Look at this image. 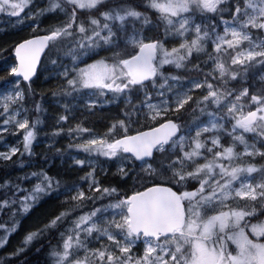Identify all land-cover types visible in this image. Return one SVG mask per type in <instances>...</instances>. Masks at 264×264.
Segmentation results:
<instances>
[{
    "label": "snow or ice",
    "instance_id": "snow-or-ice-1",
    "mask_svg": "<svg viewBox=\"0 0 264 264\" xmlns=\"http://www.w3.org/2000/svg\"><path fill=\"white\" fill-rule=\"evenodd\" d=\"M0 14L31 20L34 30L57 16L47 34L15 46L10 74L30 82L48 50L68 61L59 63L63 96L80 97L89 112L122 101V118L105 132L70 128L83 142L69 147L119 160L120 179L134 181L131 194L122 193L103 186L92 167L82 178L87 190L66 189L74 207L27 233L12 257L57 230L52 264H264V0H46L44 7L0 0ZM16 84L0 94V140L9 128L22 132L23 151H0L4 161L33 154L41 123L28 118L26 93ZM194 90L204 94L194 98ZM135 162L138 173L124 166ZM32 178L31 188L0 184L11 193L0 199V211L13 209L12 227L0 224V249L19 230L17 215L59 191V180L43 170L20 179ZM85 204L91 210L73 218Z\"/></svg>",
    "mask_w": 264,
    "mask_h": 264
},
{
    "label": "trees",
    "instance_id": "trees-1",
    "mask_svg": "<svg viewBox=\"0 0 264 264\" xmlns=\"http://www.w3.org/2000/svg\"><path fill=\"white\" fill-rule=\"evenodd\" d=\"M47 29L43 31L41 30L40 32L31 31L28 34L20 37L17 41L30 37L32 35L47 33ZM15 43L9 48L7 47L0 50V89L7 88L16 79L15 76H12L10 74V69L5 65V61H7V59H13L14 57ZM50 54L51 52L49 51L46 53L36 78H34L29 83L21 80V85L23 86L26 93V98L23 103L27 104L29 108L28 116L30 121H35L37 119L41 121V123L36 125V133H40V136L37 137V139L45 141L47 139H50L51 137H55V145L53 147L51 145H46L43 142L40 145H35L33 147L32 152L35 153V155L33 156L25 154L23 157H21L19 154H17V156H14L11 161H4L0 159V184L11 182L12 184H20L21 187L31 188L34 185V182L29 180H22L20 178L24 177L31 170H35L38 172L43 170L49 176L53 177L56 180H59L60 188L58 192H54L51 196H43L41 198L42 202L39 201L28 214H19L16 216V220L19 222V230L10 237V241L12 242L17 240V238H20L21 234L26 235L27 233L40 228L37 226L31 228V225L32 222L39 218V214H43L41 215V217H45L48 214V210H50V208H48L47 205L51 202L55 203L57 201H60L64 197L69 196V194L62 193V191L71 189L77 183L83 182V169H78V167L76 165H73V163L69 159L68 161H66L65 159L68 148L69 150H72L69 145H73L72 143H70V139H68L67 137L68 133L64 131L65 128L72 127V124L76 121H82L81 123L84 127L92 130H97L96 127H101V129L97 131H99V133H103L107 130L110 122H113L118 118H122L120 117V112L122 109H124V103L122 101L110 107L112 108L113 106H115L116 108L111 109V113L109 115L106 114L104 110L99 111L98 114H95L92 111L86 112L84 114L85 108H77L76 106H73L70 108L72 117H70L66 122H57L61 114L58 115L59 105L55 101L59 97H66L61 94V89L65 84L62 76H59L58 74L54 75L56 78H53L54 76L52 78L49 77V75L51 74V71L49 70V63L51 61H48ZM45 73H48V75H44ZM174 73L181 76L194 75V73H185L182 71H174ZM29 84L31 94H28ZM53 93H56V95L54 96ZM193 96L194 98L200 97V95L198 94H195ZM36 104L40 105V112L34 111ZM67 112L69 113V111ZM194 115H199V113H196ZM188 119H190V116L186 115L183 117L184 121H187ZM136 127L139 128V126ZM58 129H63V131L60 135L54 136L53 132L57 131ZM12 132H14V130L10 129L9 133H4L3 136L5 141H9L8 143L16 145L19 136L22 135V132L17 134H10ZM20 148L21 151H23L22 147ZM31 161L37 162V164L34 165V169L28 168L26 166V164L30 163ZM22 162L24 165L23 167L21 166ZM134 164L137 163L135 162ZM116 168L117 167L110 169L106 174L98 172V170L96 169L95 174L98 176L103 186L116 187L122 193L130 195L134 185V181L132 179H128L126 181L121 180L119 175L117 174L118 172H114ZM126 169H128L130 172L138 173L137 168L133 166V163ZM5 193L11 195L8 188H0V199L5 198ZM20 195L22 196L24 195V193H20ZM69 203H71V201ZM38 204H40V206ZM12 211V208H4L2 211H0V224H4L8 228L12 227ZM43 226L44 224L41 227ZM59 231H63V228L59 229ZM2 234L3 233L0 232V235ZM58 242L59 232L57 230L45 231L39 238L28 245L26 247V250L23 251L20 255L12 257L11 254H9L3 259L1 264H52V257L50 253L57 246ZM10 247L11 245L9 243L8 248ZM20 247H24V245L21 243L18 248Z\"/></svg>",
    "mask_w": 264,
    "mask_h": 264
},
{
    "label": "rangeland",
    "instance_id": "rangeland-1",
    "mask_svg": "<svg viewBox=\"0 0 264 264\" xmlns=\"http://www.w3.org/2000/svg\"><path fill=\"white\" fill-rule=\"evenodd\" d=\"M36 3L40 7H44L45 4H46V0H36ZM60 19H62V17H60ZM153 19H155V18L153 17ZM56 23H58V18H57V16L52 15V16H49L48 18L44 19V21L40 24L39 28H36L34 30L33 27H32V21L31 20L25 19L23 24H20V23L17 22L16 18L8 17L7 15L0 14V50H2L3 48H7V47L9 48L15 42H17V40L20 37L28 34L31 31L40 32L41 30L43 31V30L49 28L50 26H52L53 24H56ZM217 24L222 27V23L218 19H217ZM174 45H175V42H173V44H169L167 46L171 47V46H174ZM53 60H58V57L55 54L51 53L49 55V58H48V61H51L49 63V70L51 71V74L49 75L50 78H52L55 74L59 75V72H60L59 63L62 62L66 66L68 65V61L65 59L63 61H59L58 60V64L56 66H54L52 64ZM5 63H6L5 64L6 67L10 69L12 66H15L17 64V60H16V58L14 56L13 59H11V58L7 59V61H5ZM165 70L166 71H171L170 67H168V66H166ZM204 70L205 71H210V68H205ZM256 71L259 72L261 70L260 69H256ZM172 74L176 75L174 72ZM44 75H48V73H45ZM17 81H19L18 87L20 89L24 90L23 86L21 85V79H17L16 78L13 81V83H11L10 86H8L5 89H0V94H7L9 91H11L12 89L16 88L17 87V84H16ZM64 84H65V80H64ZM191 94L192 95L198 94V95L202 96L204 93H203V90H194ZM103 99L111 100L112 97L109 96L107 98H102V100ZM55 102L59 105L58 115L59 114H61V115L62 114L69 115V118L72 117V114H71V112L68 113L65 110L64 106L66 104L69 106V108H71L73 106H76L77 108H84L83 107V100L80 97H77V99L74 100V102H73L71 97H59V98L56 99ZM120 102L121 101H117L115 103H104L102 107L98 106L95 109H93L92 112H94L95 114H98L99 111L104 110L106 112V114L109 115L111 113L110 110L116 108L115 106H113L112 108H110V107L112 105L118 104ZM23 107L28 109V115H29V108H28L27 104L23 103ZM107 109H109V110H107ZM86 110L87 109H85L84 114L86 112H89L88 110L87 111ZM102 113H104V112H102ZM113 116H115V115H113ZM28 118H29V116H28ZM0 119H2V117H0ZM57 122L62 123L64 121H59L58 120ZM81 122L80 121H76L75 123L72 124L73 125L72 127L65 128L64 131L68 133V130L70 128H74L77 124H81V126L84 127ZM96 128H97V130L101 129V127H96ZM10 129H13V128H9V130ZM97 130H94V131L96 133H99V131H97ZM82 135H83V139L90 138L88 136V134H82ZM39 136H40V133H37V137H39ZM67 137H68V139H70V143H72V144L82 143L83 142L82 139H75L74 137H70L69 135H67ZM8 142L9 141H5V139L4 140H0V151H7L10 147H19V146L22 147V135L19 136L16 146H15V144H11V143H8ZM43 142L46 145H51V146L54 147L56 139H55V137H51L50 139H47L45 141H41V140L36 138V140L34 141L33 146H32V151H33V147L35 145H40ZM71 148H72V150H69V148L67 150V155L65 156L66 161H68V159H69L73 163V165H76L74 163L75 159H81V160H85L87 162H90L91 166H89V163H86L85 166H83V167H81L79 165H76L78 167V169H80V168L83 169V171H82L83 177H85L87 175V173L89 171H91L92 167L97 169L98 172H102L103 174H106L110 169L115 168V167H117V168L114 170V172H118V168L121 166V162L119 160L108 159V158H105L103 156H99V157L92 156V157H89L87 154H85V153H83L81 151H78L75 147H71ZM33 155H35L34 152H33L32 156ZM256 162L257 163H261L262 161H260L259 158H257ZM136 163L137 164L133 163V166L136 167L137 171L139 172L140 171L139 162H136ZM35 164H37L36 161H31L30 163L26 164V166L28 168L34 169V165ZM131 164L132 163H127L124 166L127 168ZM31 172H38V171L31 170L29 173H31ZM95 178L100 180L96 174H95ZM29 181L34 182V184L37 182L36 178H32ZM74 186L76 188H81V189H84V190H87V187H88L87 183L84 182V181L83 182H79V183H77ZM62 193H67V194H69V196L64 197L63 199H61L60 201H57L55 203L54 202L49 203L47 205V207L50 208V210H52V211L48 210V214L45 217H41V215H43V214H41V215L39 214V216H38L39 218L36 219L34 222H32V225H31L32 227L31 228H34V226L42 228L41 226L43 224L44 225L47 224L52 218H54L60 212L66 211V209L70 210V209H72L74 207V203L71 201V196L74 193L72 191H66V190L62 191ZM40 201L42 202L41 199H40ZM65 201H68V203H65ZM70 201H71V203H69ZM38 205L40 206V204H38ZM90 210H91V205L85 204L84 206H82L81 208L77 209L73 213V218H75V216H78V215L84 214L86 212H89ZM40 228H37V229H40ZM24 237H25V234H21L20 238H17V240H15L14 242L10 241V238H9L7 245L4 248L0 249V264L2 263L3 259L7 255H9L12 252H14L21 245L22 240H23ZM9 243L11 245L10 248H8ZM105 243H106V241H105ZM141 250H142V245L138 243L137 247L134 248V251L139 253Z\"/></svg>",
    "mask_w": 264,
    "mask_h": 264
},
{
    "label": "water",
    "instance_id": "water-1",
    "mask_svg": "<svg viewBox=\"0 0 264 264\" xmlns=\"http://www.w3.org/2000/svg\"><path fill=\"white\" fill-rule=\"evenodd\" d=\"M42 35H45V34H38V35H34V36H31V37H28V38H25V39H30V38H33V37H35V36H42ZM25 39H23V40H25ZM23 40L19 41L18 43L22 42ZM18 43H17V44H18ZM17 44H16V45H17ZM47 51H48V50H45V54L41 56L40 63L37 65V68H36V74H35V76H33L32 80L37 76L38 71H39V69H40V66H41V64H42V61H43V59H44V57H45ZM16 60H17V59H16ZM17 63H18V61H17ZM17 78L22 79V77H17ZM22 80H23V79H22ZM32 80H31V81H32ZM31 81H30V82H31ZM25 82H27V81H25ZM144 130H145V129H144ZM131 134H134V133H131Z\"/></svg>",
    "mask_w": 264,
    "mask_h": 264
}]
</instances>
